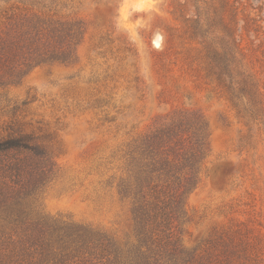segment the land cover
Returning <instances> with one entry per match:
<instances>
[{"label": "rangeland", "instance_id": "374dc122", "mask_svg": "<svg viewBox=\"0 0 264 264\" xmlns=\"http://www.w3.org/2000/svg\"><path fill=\"white\" fill-rule=\"evenodd\" d=\"M36 1L42 3L8 20L13 0H0V41L19 38L27 47L28 21H37L31 13L45 21L40 36L51 28L55 41L62 29L81 28L71 64L33 66L23 49L7 63L22 68L9 84L0 65V136L8 124L32 133L56 162L31 198L0 177V264L35 261L28 253L22 258L26 225L1 206L4 196L6 207L25 211L29 223L61 221L121 244L141 243L132 209L142 199L122 197L117 184L143 176L130 163L135 141L179 114L204 122L208 148L169 242L192 253V264H264V116L240 117L187 58L195 43L183 33L186 11L174 16L169 0ZM229 1L237 8L242 63L264 105V0ZM193 121L185 125L189 135ZM181 145L186 151L189 144ZM12 156L0 154V162Z\"/></svg>", "mask_w": 264, "mask_h": 264}, {"label": "trees", "instance_id": "16d2710c", "mask_svg": "<svg viewBox=\"0 0 264 264\" xmlns=\"http://www.w3.org/2000/svg\"><path fill=\"white\" fill-rule=\"evenodd\" d=\"M49 1L52 4L56 0ZM41 3L13 0L10 12H4V17L12 20L19 16V11L38 7ZM169 4L174 16L186 11L184 16L179 15L184 21L183 33L189 42L195 43L189 48L187 58L197 64L203 78L227 98L240 117L257 120L264 116L259 85L244 67L241 49L235 40L237 8L233 3L229 0H169ZM30 16H37V21H28L30 26L25 34L31 35L28 41L32 42L27 47L19 38L0 41V65L7 67V84L17 82L16 74L22 70L20 67L12 70L7 63L15 61L23 49L29 57L25 62L28 60L33 66L68 65L75 61L74 47L81 25L62 29V36L55 41L49 38L53 37L49 35L53 29H49L48 36H40L45 21L36 13ZM0 85H4L1 77ZM189 119H194V130L190 135L187 134L190 127L185 126ZM205 130L199 117L179 114L167 125L135 141L130 152L135 154L130 155V163L143 176L135 177L134 182L122 179L117 188L122 197L140 195L142 199L140 204L134 201L132 209L141 237V243L136 245L121 244L105 233L83 225L61 221L29 223L25 211L6 207L8 197L4 196L1 206L14 216V223L26 225L22 230V258L28 253L32 260L35 259L30 264H192V253L168 239L173 222L182 213L183 196L196 183L205 158L208 148ZM3 131L0 154L13 152L15 156L5 163L0 162V177L7 179L11 187L25 190L24 198L34 197L56 165L52 151L37 143L32 133L15 129L12 124L6 125ZM182 142L189 144L186 151ZM27 157L31 159L29 163ZM175 183L176 186H172Z\"/></svg>", "mask_w": 264, "mask_h": 264}, {"label": "bare ground", "instance_id": "6f19581e", "mask_svg": "<svg viewBox=\"0 0 264 264\" xmlns=\"http://www.w3.org/2000/svg\"><path fill=\"white\" fill-rule=\"evenodd\" d=\"M136 5H138V6L141 5V2L140 1L139 2H136Z\"/></svg>", "mask_w": 264, "mask_h": 264}]
</instances>
